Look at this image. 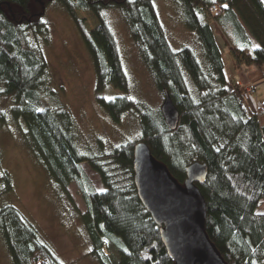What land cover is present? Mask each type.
<instances>
[{"label": "trees", "instance_id": "1", "mask_svg": "<svg viewBox=\"0 0 264 264\" xmlns=\"http://www.w3.org/2000/svg\"><path fill=\"white\" fill-rule=\"evenodd\" d=\"M177 1L186 29L198 41L202 62L189 47L171 49L153 0H0V93L11 100L6 110L0 105V127L8 124V118L17 124L57 192L69 198L67 186L75 184L86 203V212L79 216L98 264H112L105 247L124 253L127 264L173 263L133 182V145L139 141L180 183L188 164L205 163L206 178L196 185L206 205L209 239L228 264H264V102L250 110L239 86L228 85L210 23L217 22L226 35L237 68L261 67L264 1ZM51 3L72 19L93 65L97 102L114 122L137 107L104 12L120 11L155 88L167 93L178 110L175 129L168 128L160 109L143 106L135 142L125 141L107 152L100 145L87 153L78 150L69 112L44 107L41 101L42 97L58 101L50 88L47 59L37 43L47 33L44 15ZM77 9L92 13L97 26L86 29ZM107 87L120 94L106 98ZM81 163L98 174L103 191L94 187ZM0 182L4 184L0 194L12 190L11 175L1 167ZM0 233L12 264H63L11 204L0 207Z\"/></svg>", "mask_w": 264, "mask_h": 264}, {"label": "rangeland", "instance_id": "2", "mask_svg": "<svg viewBox=\"0 0 264 264\" xmlns=\"http://www.w3.org/2000/svg\"><path fill=\"white\" fill-rule=\"evenodd\" d=\"M153 3L171 49L178 51L189 47L197 60L202 62L198 41L183 23L180 3L177 0H153ZM212 10L215 11L214 7ZM104 12L127 75L130 97L137 106L125 112L118 122H114L97 102L91 59L72 19L62 7L55 3L46 7L44 21L47 33L44 37H39L40 42H37L48 62L50 88L56 92L58 98V101H52L49 97H42V104L44 107L56 109L63 107L69 112L75 125L76 144L81 153L95 151L99 145L107 152L125 141L135 142L139 136L138 114L143 106L160 109L164 99V95L155 88L151 76L142 64L136 43L130 37L120 11L107 9ZM76 15L84 20L86 29L97 26V20L92 13L77 9ZM210 23L216 32L228 85L231 88L239 86L240 94L250 110L259 109L264 102V79L257 81L258 78H249L252 73L250 71L256 70L254 66L248 70L247 65L236 67L226 35L217 22ZM260 71L264 77V64ZM254 75L256 77V73ZM187 82L192 90L194 86L188 78ZM247 84L254 86V93L245 96L241 89H245ZM117 94L120 92L112 87H107L104 91L106 98ZM10 104L11 100L5 99L0 93V105L6 110ZM16 126L8 118V124L0 127V167L12 178V190L0 194V207L11 204L17 208L33 225L39 239L48 245L61 263L98 264L90 254L91 244L79 216L87 209L77 187L73 183L67 186L69 198L64 192H57L43 167L25 145ZM80 167L94 187L99 191L103 190L98 174L85 163H81ZM3 186V182H0V189ZM104 254L109 255L112 264L128 262L124 253L113 248L109 250L105 247ZM0 264H12L1 233Z\"/></svg>", "mask_w": 264, "mask_h": 264}, {"label": "water", "instance_id": "3", "mask_svg": "<svg viewBox=\"0 0 264 264\" xmlns=\"http://www.w3.org/2000/svg\"><path fill=\"white\" fill-rule=\"evenodd\" d=\"M160 112L169 129L176 128L178 110L164 93ZM133 182L137 196L154 223L172 264H228L205 229L206 205L197 183L207 175V165L194 161L178 182L156 159L146 143L133 145Z\"/></svg>", "mask_w": 264, "mask_h": 264}, {"label": "crops", "instance_id": "4", "mask_svg": "<svg viewBox=\"0 0 264 264\" xmlns=\"http://www.w3.org/2000/svg\"><path fill=\"white\" fill-rule=\"evenodd\" d=\"M252 66H254L255 68H256V70H254V72L253 71H250V72H252V73H250L249 75V78L251 77V78H253L254 80H256V78H258L257 79V81H261V80H263L264 79V77H262L263 75H262V73H261V71H260V67H258V66H256V65H250V66H247V70L248 69H250V67H252ZM256 73V77H255V74ZM256 101L259 103L260 101L257 99V97H256ZM253 108H254V106H253ZM256 108H254V110H255ZM253 110V109H252Z\"/></svg>", "mask_w": 264, "mask_h": 264}, {"label": "built area", "instance_id": "5", "mask_svg": "<svg viewBox=\"0 0 264 264\" xmlns=\"http://www.w3.org/2000/svg\"><path fill=\"white\" fill-rule=\"evenodd\" d=\"M240 89H241V86H240ZM241 93L242 95H250V94H253L254 93V86L252 84H247L246 88L245 89H241Z\"/></svg>", "mask_w": 264, "mask_h": 264}, {"label": "snow or ice", "instance_id": "6", "mask_svg": "<svg viewBox=\"0 0 264 264\" xmlns=\"http://www.w3.org/2000/svg\"><path fill=\"white\" fill-rule=\"evenodd\" d=\"M225 7H227V5H225ZM108 99H111V97H108ZM101 191H103V190H101Z\"/></svg>", "mask_w": 264, "mask_h": 264}]
</instances>
